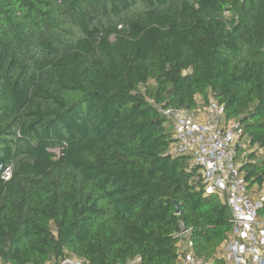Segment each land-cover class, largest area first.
Wrapping results in <instances>:
<instances>
[{"label":"trees","instance_id":"obj_1","mask_svg":"<svg viewBox=\"0 0 264 264\" xmlns=\"http://www.w3.org/2000/svg\"><path fill=\"white\" fill-rule=\"evenodd\" d=\"M200 97L263 185L264 0H0V261L179 264L181 223L214 255L232 213L157 108Z\"/></svg>","mask_w":264,"mask_h":264},{"label":"built area","instance_id":"obj_2","mask_svg":"<svg viewBox=\"0 0 264 264\" xmlns=\"http://www.w3.org/2000/svg\"><path fill=\"white\" fill-rule=\"evenodd\" d=\"M173 128L175 142L171 154L189 155L200 168L206 194L216 195L232 213L233 227L229 236L211 257L196 252L192 229L184 223L176 233L179 264H264V184L249 187L241 167L248 149L243 145L242 129L237 121L223 120L224 108L210 98L203 119L197 109L189 111L157 105ZM244 147V149H242ZM246 149V150H245ZM60 153V149H56ZM9 180L13 165H0ZM140 258L122 264H138ZM0 264H3L0 261ZM46 264H90L76 255L52 258Z\"/></svg>","mask_w":264,"mask_h":264},{"label":"crops","instance_id":"obj_3","mask_svg":"<svg viewBox=\"0 0 264 264\" xmlns=\"http://www.w3.org/2000/svg\"><path fill=\"white\" fill-rule=\"evenodd\" d=\"M198 101H199V106L197 108L196 114L199 118L203 119L206 115L205 107H206L207 103L205 102V100L202 97H200L198 99Z\"/></svg>","mask_w":264,"mask_h":264},{"label":"water","instance_id":"obj_4","mask_svg":"<svg viewBox=\"0 0 264 264\" xmlns=\"http://www.w3.org/2000/svg\"><path fill=\"white\" fill-rule=\"evenodd\" d=\"M176 211L179 212V208H177Z\"/></svg>","mask_w":264,"mask_h":264},{"label":"rangeland","instance_id":"obj_5","mask_svg":"<svg viewBox=\"0 0 264 264\" xmlns=\"http://www.w3.org/2000/svg\"><path fill=\"white\" fill-rule=\"evenodd\" d=\"M242 149H244V147H243ZM245 150H246V149H245Z\"/></svg>","mask_w":264,"mask_h":264}]
</instances>
